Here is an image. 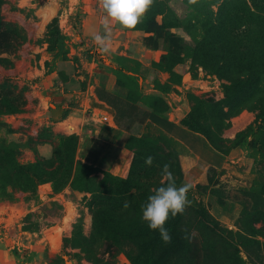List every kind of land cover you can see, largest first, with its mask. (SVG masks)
<instances>
[{
	"label": "rangeland",
	"instance_id": "374dc122",
	"mask_svg": "<svg viewBox=\"0 0 264 264\" xmlns=\"http://www.w3.org/2000/svg\"><path fill=\"white\" fill-rule=\"evenodd\" d=\"M102 15L98 0H0V264H148L159 232L142 208L164 164L190 204L151 264H264V0H154L103 55ZM97 65L198 132L146 124L124 176L83 161Z\"/></svg>",
	"mask_w": 264,
	"mask_h": 264
},
{
	"label": "crops",
	"instance_id": "0c3cea01",
	"mask_svg": "<svg viewBox=\"0 0 264 264\" xmlns=\"http://www.w3.org/2000/svg\"><path fill=\"white\" fill-rule=\"evenodd\" d=\"M90 79L86 94L93 108L99 109V113L97 120L87 119L82 125L76 126L75 131L79 134L78 151L83 161L115 175L124 176L128 173L132 158V150L127 146V140L132 135H140L146 124H154L176 139L185 140L192 136L190 129L178 119L158 113L130 99L124 93L116 71L109 66L97 65L92 69ZM115 107L131 114L130 120L129 117L123 120L129 124L127 128H121L115 123ZM139 108L143 111L140 120H137L134 116ZM104 113L109 115L106 121L101 120Z\"/></svg>",
	"mask_w": 264,
	"mask_h": 264
},
{
	"label": "clouds",
	"instance_id": "9594fccd",
	"mask_svg": "<svg viewBox=\"0 0 264 264\" xmlns=\"http://www.w3.org/2000/svg\"><path fill=\"white\" fill-rule=\"evenodd\" d=\"M154 0H98V6L103 13L101 26L103 32H96L92 38L99 53L107 54L111 50L113 28L118 26L121 30H132L141 23L147 11L151 8ZM196 3V0H191ZM52 149L49 146L47 158H51ZM146 165H152L153 157L145 159ZM154 194L147 198L142 208V220L152 231H158L165 244L171 242V235L165 227L171 217L183 214L190 201L187 198L191 185L177 186L175 177L170 171V166L162 167V180Z\"/></svg>",
	"mask_w": 264,
	"mask_h": 264
},
{
	"label": "trees",
	"instance_id": "16d2710c",
	"mask_svg": "<svg viewBox=\"0 0 264 264\" xmlns=\"http://www.w3.org/2000/svg\"><path fill=\"white\" fill-rule=\"evenodd\" d=\"M128 104H130L129 102H128ZM134 106H136V105H134ZM61 106L60 105H57V108H60ZM72 107H73V104L72 103H67V105L66 106H64L63 107V109H62V111H61V115H60V119H62V118H65L69 113H70V111H71V109H72ZM137 107V106H136ZM138 108V107H137ZM115 114H114V121H115V123L119 126V127H121V128H127L128 126H129V124L127 123V122H123V120L126 118V120L128 119V117H129V120L132 118V116H131V114L128 112V111H121V110H119V108H117V107H115ZM138 111V113L136 112V114H135V116H134V118H136L137 117V120H140V115H141V113H142V111H143V109L142 108H139V110H137ZM133 120V119H132ZM187 128H189L190 130H192V131H194V132H198V127L195 125V124H193V123H189L188 124V126H187ZM59 147V146H58ZM58 151H60L61 152V150H59V148H58ZM39 163H41V161H38ZM179 220H180V214H178L176 217H171V219H170V221H169V223H168V225L166 226V228L168 229V231H169V233H170V235L173 233V231L176 229V226L178 225V223H179ZM159 241H162V239H161V237H160V235L158 234L157 236H156V239H154L152 242H151V244H150V247H149V263L148 264H151V261H152V253H153V248H154V244L156 243V242H159Z\"/></svg>",
	"mask_w": 264,
	"mask_h": 264
},
{
	"label": "built area",
	"instance_id": "2783aa9c",
	"mask_svg": "<svg viewBox=\"0 0 264 264\" xmlns=\"http://www.w3.org/2000/svg\"><path fill=\"white\" fill-rule=\"evenodd\" d=\"M108 119H109V115L107 113H104V114L101 115V120L106 121Z\"/></svg>",
	"mask_w": 264,
	"mask_h": 264
}]
</instances>
